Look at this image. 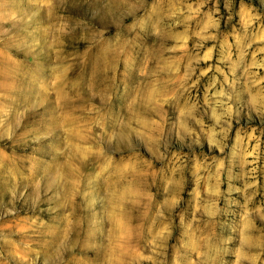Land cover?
<instances>
[{
    "label": "rangeland",
    "instance_id": "1",
    "mask_svg": "<svg viewBox=\"0 0 264 264\" xmlns=\"http://www.w3.org/2000/svg\"><path fill=\"white\" fill-rule=\"evenodd\" d=\"M0 264H264V0H0Z\"/></svg>",
    "mask_w": 264,
    "mask_h": 264
}]
</instances>
